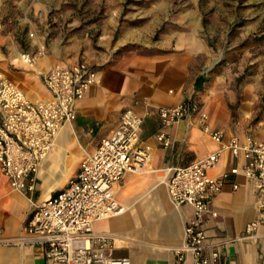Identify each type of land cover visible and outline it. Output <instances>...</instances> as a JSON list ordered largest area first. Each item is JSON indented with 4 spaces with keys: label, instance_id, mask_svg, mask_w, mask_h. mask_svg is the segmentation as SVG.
<instances>
[{
    "label": "crops",
    "instance_id": "1",
    "mask_svg": "<svg viewBox=\"0 0 264 264\" xmlns=\"http://www.w3.org/2000/svg\"><path fill=\"white\" fill-rule=\"evenodd\" d=\"M51 5L47 0H0V71L32 100L51 97L42 78L51 65L87 61L97 70V81L78 101L75 117L41 164L35 190L13 188L0 166V264H54L42 246L25 240L28 221L38 204L68 186L86 154L94 152L115 130L128 107L145 116L140 144L150 157L144 170H128L120 181L116 197L125 210L96 221L94 229L117 237L115 255L129 257L132 264H194L192 256L182 260L176 251L185 243V229L194 218V208L173 203L167 178L174 167L220 150L222 144L202 129L197 117L163 127L156 108L188 100L201 102L210 114L211 126L225 132L224 143L233 137L244 140L250 131L263 137L264 121L247 123V112L236 119L225 96L211 92L205 75L190 69L189 57L183 54L186 44L177 42L173 47L177 51H161L171 50L170 37L156 44L155 51L111 61L92 51L83 58L68 54L57 40L47 47L35 32L38 26H46ZM25 30L29 44L24 45L20 36ZM42 44L46 45L44 50ZM22 51L35 55V68L22 60ZM161 132L170 138L169 146L159 139ZM246 162L243 155L224 149L217 165L208 171L211 176L229 173L204 223L207 252L213 247L220 250L216 264H264V223L253 236L247 232L248 224L262 216L258 191L250 178L232 172Z\"/></svg>",
    "mask_w": 264,
    "mask_h": 264
},
{
    "label": "built area",
    "instance_id": "2",
    "mask_svg": "<svg viewBox=\"0 0 264 264\" xmlns=\"http://www.w3.org/2000/svg\"><path fill=\"white\" fill-rule=\"evenodd\" d=\"M45 47L42 44L41 50ZM21 58L29 66L36 63L30 51H22ZM42 78L51 97L32 100L18 83L0 71V166L13 188L19 190L36 189L41 164L75 117L78 101L96 83L97 70L87 61L55 64L42 72ZM156 110L163 127L197 117L202 129L222 144L220 150L174 167L167 181L173 203L194 208V218L185 229V243L176 249L179 258L184 260L190 255L194 264H216L220 250L213 247L207 252L204 223L229 173L211 176L208 171L217 165L224 149L246 158L244 167L233 168L232 172L250 178L258 191L262 216L247 226L248 234L253 236L264 223V136L250 131L244 140L233 137L224 143L225 132L211 126L210 114L199 101L159 106ZM144 123V115L126 108L115 130L102 139L94 152L86 154L68 186L36 206L25 240L42 246L54 264H132L129 257L115 255L119 239L96 231L94 223L125 210L116 197L120 181L128 170H144L150 157L140 144ZM159 139L166 146L171 143L165 132L159 134Z\"/></svg>",
    "mask_w": 264,
    "mask_h": 264
},
{
    "label": "rangeland",
    "instance_id": "3",
    "mask_svg": "<svg viewBox=\"0 0 264 264\" xmlns=\"http://www.w3.org/2000/svg\"><path fill=\"white\" fill-rule=\"evenodd\" d=\"M47 1L46 26L35 32L47 47L57 40L68 54L111 61L155 51L170 37L171 50L161 51L186 44L190 69L225 96L236 119L247 112V123L264 121V0Z\"/></svg>",
    "mask_w": 264,
    "mask_h": 264
},
{
    "label": "bare ground",
    "instance_id": "4",
    "mask_svg": "<svg viewBox=\"0 0 264 264\" xmlns=\"http://www.w3.org/2000/svg\"><path fill=\"white\" fill-rule=\"evenodd\" d=\"M40 65V64H39ZM38 65V66H39ZM37 66V64H34V68ZM248 105V104H247ZM67 126V125H66ZM69 131V130H68ZM59 146V145H58ZM57 148H59V147H57ZM55 154V153H54ZM62 154V153H61ZM64 156H66V155H64ZM63 158V157H62ZM66 158V157H65ZM48 161V160H47ZM66 163V162H65ZM43 164V163H42ZM165 170V169H164ZM46 173V172H45ZM168 179V178H167ZM156 188V187H155ZM152 192V191H151ZM150 195V194H149ZM152 198H153V196H152ZM143 200H144V198H142ZM145 201H147V200H145ZM143 202V201H142ZM143 206H145V205H143ZM151 206V205H150ZM153 211V210H152ZM147 212V211H146ZM148 213V212H147ZM154 214V213H153ZM149 216V215H148ZM155 216V215H154ZM151 219V218H150ZM115 220V219H114ZM108 222V221H107ZM112 224V223H111ZM110 226V225H109ZM112 226V225H111ZM110 226V227H111ZM113 227V226H112ZM111 227V228H112ZM116 229V228H115ZM112 230H113V228H112ZM117 230V229H116ZM128 240V239H127ZM122 242V241H121ZM129 242V241H128ZM124 246V245H123Z\"/></svg>",
    "mask_w": 264,
    "mask_h": 264
}]
</instances>
